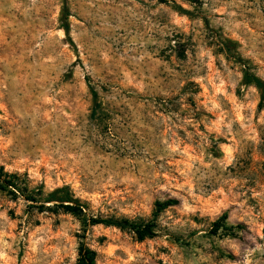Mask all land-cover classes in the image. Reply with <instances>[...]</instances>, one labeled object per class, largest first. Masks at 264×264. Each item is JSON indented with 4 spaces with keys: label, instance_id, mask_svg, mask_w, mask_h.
I'll list each match as a JSON object with an SVG mask.
<instances>
[{
    "label": "rangeland",
    "instance_id": "1",
    "mask_svg": "<svg viewBox=\"0 0 264 264\" xmlns=\"http://www.w3.org/2000/svg\"><path fill=\"white\" fill-rule=\"evenodd\" d=\"M246 73L264 82V0H0V175L18 186H0V264H77L81 246L96 264H264ZM63 187L155 236L45 203Z\"/></svg>",
    "mask_w": 264,
    "mask_h": 264
},
{
    "label": "trees",
    "instance_id": "2",
    "mask_svg": "<svg viewBox=\"0 0 264 264\" xmlns=\"http://www.w3.org/2000/svg\"><path fill=\"white\" fill-rule=\"evenodd\" d=\"M65 1V0H64ZM191 3H199L202 0H185ZM180 12H184L185 14H188L187 11L179 7ZM66 17L69 16V11L66 9ZM65 33L67 36L70 34V26L69 23L67 22V18H65V23L63 27ZM87 84L90 87L91 94L93 97V102H94V109L99 106L98 104V93L88 80L86 78ZM245 83L246 84H255L256 87L262 91L263 96H264V82L261 81L258 77L249 75L246 73L245 75ZM0 186L4 190L9 189V190H14V192L17 191L18 186L15 184V182L11 180H6L3 179V177L0 175ZM13 192V191H12ZM29 200V199H26ZM51 202H56V207L62 209L64 212L73 214L76 216H85L86 223L90 226H97V225H105V226H111V227H116L124 231H132L134 232L138 239L143 241L147 238H153L155 236L154 232V226L151 224H147L145 226L138 225L135 223H131L127 220H121V219H116V218H104V217H90L86 215V206L82 204L80 201L77 199H74V197L70 194V191L68 187H63L61 189H57L54 191L51 195L50 198L47 199L45 203H51ZM174 201H170L168 203H165L163 206H171ZM161 206V205H159ZM222 221L226 220V217L224 216ZM215 232L219 231L222 228H225V225L218 221L215 225ZM77 264H96V252L89 249L86 246H81L79 250V255L77 259Z\"/></svg>",
    "mask_w": 264,
    "mask_h": 264
}]
</instances>
